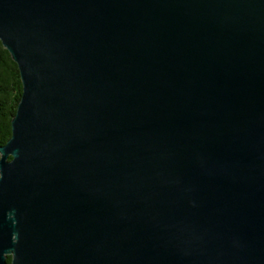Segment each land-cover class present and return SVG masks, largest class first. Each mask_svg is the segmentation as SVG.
<instances>
[{"label":"water","instance_id":"obj_1","mask_svg":"<svg viewBox=\"0 0 264 264\" xmlns=\"http://www.w3.org/2000/svg\"><path fill=\"white\" fill-rule=\"evenodd\" d=\"M0 40V264H264V0H0Z\"/></svg>","mask_w":264,"mask_h":264},{"label":"trees","instance_id":"obj_2","mask_svg":"<svg viewBox=\"0 0 264 264\" xmlns=\"http://www.w3.org/2000/svg\"><path fill=\"white\" fill-rule=\"evenodd\" d=\"M23 93L18 64L0 40V146L12 135V118ZM11 261V256H9Z\"/></svg>","mask_w":264,"mask_h":264}]
</instances>
